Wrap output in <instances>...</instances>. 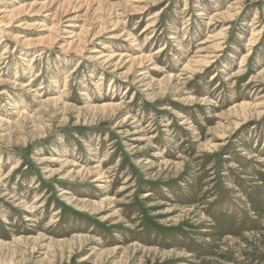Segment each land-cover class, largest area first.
<instances>
[{
    "label": "rangeland",
    "instance_id": "rangeland-1",
    "mask_svg": "<svg viewBox=\"0 0 264 264\" xmlns=\"http://www.w3.org/2000/svg\"><path fill=\"white\" fill-rule=\"evenodd\" d=\"M0 264H264V0H0Z\"/></svg>",
    "mask_w": 264,
    "mask_h": 264
},
{
    "label": "bare ground",
    "instance_id": "bare-ground-1",
    "mask_svg": "<svg viewBox=\"0 0 264 264\" xmlns=\"http://www.w3.org/2000/svg\"><path fill=\"white\" fill-rule=\"evenodd\" d=\"M77 172V171H76Z\"/></svg>",
    "mask_w": 264,
    "mask_h": 264
}]
</instances>
